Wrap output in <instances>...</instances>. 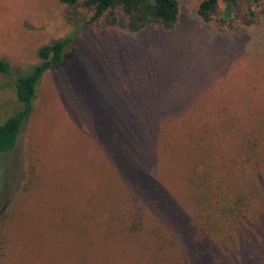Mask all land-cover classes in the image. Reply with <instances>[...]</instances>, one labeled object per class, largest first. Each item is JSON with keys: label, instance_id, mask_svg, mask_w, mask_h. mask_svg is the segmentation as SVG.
Masks as SVG:
<instances>
[{"label": "rangeland", "instance_id": "374dc122", "mask_svg": "<svg viewBox=\"0 0 264 264\" xmlns=\"http://www.w3.org/2000/svg\"><path fill=\"white\" fill-rule=\"evenodd\" d=\"M176 1L171 30L132 33L59 0H0V124L20 110L14 81L38 48L69 39L15 148L0 152V217L14 212L2 264H264V0L238 4L250 25L221 23L222 3L204 21L202 0ZM156 186L179 215L171 228L185 226L162 230L171 259L145 221L114 225L121 209L145 216L137 190ZM192 223L218 234L216 247L186 249ZM236 232L232 247L223 239Z\"/></svg>", "mask_w": 264, "mask_h": 264}, {"label": "trees", "instance_id": "16d2710c", "mask_svg": "<svg viewBox=\"0 0 264 264\" xmlns=\"http://www.w3.org/2000/svg\"><path fill=\"white\" fill-rule=\"evenodd\" d=\"M62 5L67 7L81 6L84 9L92 11V15L89 19V23L98 21L104 18L108 26H114L119 19H121L129 32H139L149 26L160 27L164 30H171L178 19V3L176 0H59ZM248 1V5L251 4L252 0ZM255 1V0H254ZM257 1V0H256ZM241 0H202L199 5L197 12L204 21H210L212 16L216 14L219 3L223 4V10L221 12V23L227 25L235 19H241L245 25H250L256 22L257 16L250 6L247 7L245 14L239 16L237 14V7ZM69 42V39L57 40L51 44H46L38 48L37 58L38 63L32 67L29 71L19 74L14 81V89L16 100L21 105L19 111L9 116L3 123L0 124V152L7 153L12 151L18 141L22 125L28 115L32 111L33 101L36 96V87L42 76L51 68L61 64L64 58L65 48ZM0 72L3 74L9 73V65L0 60ZM222 116H219L221 118ZM218 118V119H219ZM27 182L23 184L21 191L18 194L21 199L22 192H27L34 181L35 177L29 173ZM35 187V185L33 186ZM158 187V186H156ZM140 194V202H143V207H146V214L141 213L144 217L134 219L133 216L125 215L123 210L117 212V223L114 225L120 230V223L126 225L129 231L137 230L144 225L149 230V237L152 240L154 249H163L167 252V257L171 259V253L169 251V243H165L166 238L163 237L162 230H165V223L167 227L173 230L184 232L185 227L171 228L176 226L180 222L179 215L174 211V207H170V202L165 197H159V187L154 189L155 194L144 198ZM150 195V197H149ZM3 213L0 217V264L5 261V256L8 253L9 248V236L8 233L11 230L14 222V213L11 210ZM128 218L127 222L125 221ZM175 220V221H173ZM120 221V223H118ZM139 228V229H140ZM187 228V227H186ZM98 229V228H97ZM138 229V230H139ZM211 232V233H208ZM206 231L200 224L192 223L190 229L187 228L185 239L182 238V243H187L186 249H190L198 254L201 250L206 248L216 247L221 238L218 234L213 233L211 230ZM185 233V232H184ZM238 232L235 236L229 235L223 240H230L233 244L232 247L238 246ZM130 239L133 241V237L130 234ZM135 240V239H134ZM137 240H143L142 238ZM216 243V244H215ZM226 244L225 242H221ZM175 245L174 243H172ZM166 245V246H165ZM109 251L108 248L104 247ZM107 251V252H108ZM86 252L90 255V249L86 248ZM155 252V251H154ZM156 253V252H155ZM91 259V258H90ZM89 264H94L90 260Z\"/></svg>", "mask_w": 264, "mask_h": 264}]
</instances>
